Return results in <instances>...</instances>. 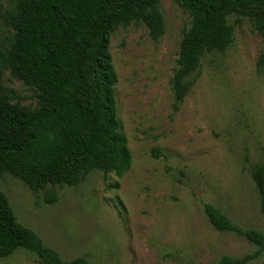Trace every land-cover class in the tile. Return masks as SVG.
<instances>
[{"label":"rangeland","instance_id":"374dc122","mask_svg":"<svg viewBox=\"0 0 264 264\" xmlns=\"http://www.w3.org/2000/svg\"><path fill=\"white\" fill-rule=\"evenodd\" d=\"M160 2L166 31L159 41L140 23L120 25L110 35L117 116L131 168L122 177L94 170L76 185L57 187L53 203L10 173L0 176V185L18 220L66 260L215 264L223 256L255 254L245 264H264V248L215 229L204 209L211 203L242 228L264 232L252 176L253 166L264 163V67L258 63L264 32L247 16L232 15V44L204 56L175 108L171 79L190 16L175 0ZM4 12L0 5V49L13 34ZM0 90L11 103L40 107L38 92L9 70ZM0 264L40 263L19 249Z\"/></svg>","mask_w":264,"mask_h":264},{"label":"trees","instance_id":"16d2710c","mask_svg":"<svg viewBox=\"0 0 264 264\" xmlns=\"http://www.w3.org/2000/svg\"><path fill=\"white\" fill-rule=\"evenodd\" d=\"M160 1L0 0L2 18L13 30L0 49V78L9 70L40 97V107L30 110L11 103L0 90V176L22 179L53 203L57 187L76 185L94 170L122 177L131 168L132 153L117 116L110 35L120 25L140 23L159 41L166 31ZM175 1L190 16L171 79L177 108L204 56L232 44V15L247 16L264 32V0ZM258 63L264 67V53ZM252 176L264 215V163L253 166ZM204 209L215 229L234 231L264 248V232L242 228L211 203ZM19 249L34 253L40 264H89L84 256L63 259L22 224L0 185V258ZM253 258L223 256L215 264H245Z\"/></svg>","mask_w":264,"mask_h":264}]
</instances>
